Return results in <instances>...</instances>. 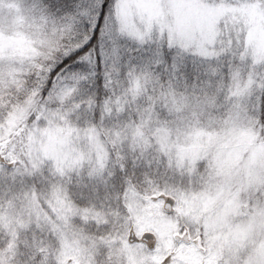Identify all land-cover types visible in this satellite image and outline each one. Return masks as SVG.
I'll return each instance as SVG.
<instances>
[{
    "label": "snow or ice",
    "instance_id": "snow-or-ice-1",
    "mask_svg": "<svg viewBox=\"0 0 264 264\" xmlns=\"http://www.w3.org/2000/svg\"><path fill=\"white\" fill-rule=\"evenodd\" d=\"M261 35L264 0H0V264H264Z\"/></svg>",
    "mask_w": 264,
    "mask_h": 264
},
{
    "label": "rangeland",
    "instance_id": "rangeland-1",
    "mask_svg": "<svg viewBox=\"0 0 264 264\" xmlns=\"http://www.w3.org/2000/svg\"><path fill=\"white\" fill-rule=\"evenodd\" d=\"M258 41L260 44L264 45V35L259 36ZM55 139L56 138L53 137V142H52V144H50V147H52V148L55 147ZM148 222H151V221L149 220ZM159 227H160L161 231H167V229H168V225L166 223H160Z\"/></svg>",
    "mask_w": 264,
    "mask_h": 264
}]
</instances>
